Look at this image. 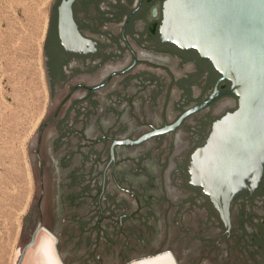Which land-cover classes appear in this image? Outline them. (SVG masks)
<instances>
[{"label":"flooded vegetation","instance_id":"obj_1","mask_svg":"<svg viewBox=\"0 0 264 264\" xmlns=\"http://www.w3.org/2000/svg\"><path fill=\"white\" fill-rule=\"evenodd\" d=\"M164 3L52 1L24 225L56 264H264V165L227 208L193 181L194 153L238 101L209 59L165 37Z\"/></svg>","mask_w":264,"mask_h":264},{"label":"water","instance_id":"obj_2","mask_svg":"<svg viewBox=\"0 0 264 264\" xmlns=\"http://www.w3.org/2000/svg\"><path fill=\"white\" fill-rule=\"evenodd\" d=\"M163 33L209 59L231 82L228 93L237 97L236 109L215 123L191 164L194 183L218 207L227 208L235 193L256 187L264 165V0H165ZM35 132L27 154L36 191L31 155ZM37 230L21 247L15 264L22 263Z\"/></svg>","mask_w":264,"mask_h":264},{"label":"rangeland","instance_id":"obj_3","mask_svg":"<svg viewBox=\"0 0 264 264\" xmlns=\"http://www.w3.org/2000/svg\"><path fill=\"white\" fill-rule=\"evenodd\" d=\"M51 1L0 0V264H15L35 206L27 143L47 106L42 45ZM40 246L21 264H49Z\"/></svg>","mask_w":264,"mask_h":264},{"label":"bare ground","instance_id":"obj_4","mask_svg":"<svg viewBox=\"0 0 264 264\" xmlns=\"http://www.w3.org/2000/svg\"><path fill=\"white\" fill-rule=\"evenodd\" d=\"M41 234V233H40ZM42 235H39L37 238V243L39 244V246H40V242H41V246L40 247H43V245H44V238L43 237H41ZM44 236V235H43ZM35 243V242H34ZM36 244V243H35ZM34 244V245H35ZM39 247V248H40ZM29 249V248H28ZM42 250V249H41ZM40 250V251H41ZM46 251H47V249H46ZM27 252V251H26ZM43 252V251H42ZM48 252V251H47ZM47 252H43V256L45 257V258H48V260H49V264H56V261L54 262V259L53 260H51V257H50V255H49V253H47ZM53 258V257H52ZM42 260V259H41ZM46 260V259H45ZM44 260V261H45ZM47 261V260H46ZM43 263V262H42ZM47 264V263H46ZM58 264V263H57ZM132 264H172L171 262H170V259L167 257V256H160V257H156V258H154V259H149V260H145V261H140V262H136V263H132Z\"/></svg>","mask_w":264,"mask_h":264}]
</instances>
